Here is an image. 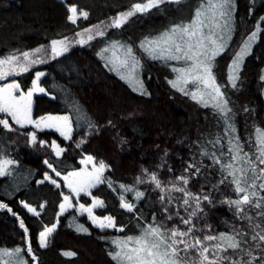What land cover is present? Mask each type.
I'll return each mask as SVG.
<instances>
[{
  "label": "trees",
  "instance_id": "obj_1",
  "mask_svg": "<svg viewBox=\"0 0 264 264\" xmlns=\"http://www.w3.org/2000/svg\"><path fill=\"white\" fill-rule=\"evenodd\" d=\"M137 2L140 0H0V58L13 52L19 54L47 47L52 40L73 38L84 29L111 23ZM200 2L184 0L180 5L164 4L148 13H137L120 28L112 27L104 37L78 45L47 63L7 79L18 81L20 89L27 92L36 72L45 73L40 86L48 95L35 96L34 117L69 115L73 122L71 139L65 140L54 131H41L37 132L35 144L28 136L30 128L8 132L0 127V159L14 161L8 166L11 175L0 176V203L7 204L12 213L24 220L28 239L41 264H115L109 255L114 249L111 243L114 238L138 235L141 227L152 223L153 217L168 227L178 225L176 211L186 216L181 206L182 194L172 192L171 196L176 199L166 205L161 203L160 190L153 183H137V177L147 181L152 173L167 187L177 177L188 175L187 187L191 192L211 193L213 204L205 202V211L200 214L203 219L194 221L198 228L207 223L218 233L229 231V226L237 223L228 206L220 203L225 197L234 198V193L225 185H219L218 190L214 188L221 179L219 165L201 153L206 149L219 155L222 146L223 159H227L231 135L239 138L245 151L254 153L256 129L264 131V0H236L234 37L215 63L214 74L220 84H225L221 91L232 109L229 115L235 125L234 134H225L224 119L211 106L203 107L171 86L169 81L178 75L172 70L178 64L176 61L151 59L140 48L146 38H155L175 24L188 22ZM73 5L78 13L86 11L87 19L80 16L76 24L69 22L68 8ZM253 32H257V41L246 55L238 72L237 86L233 88L228 80L229 66ZM114 42L133 48L140 61L137 76L149 95L133 91L125 82L128 79H121L116 70H110L114 67L108 62L111 51L103 53V49ZM187 87L191 89L192 85ZM88 120L95 127H89ZM218 137L220 145L210 143ZM53 141L65 149L59 157L51 148ZM88 155L107 165L104 177L112 182L111 186L99 184L91 192L92 197L104 202L96 214L114 217L117 227L123 231H101L75 209L59 215L65 194L60 177L78 170L80 160ZM45 160L61 176H56ZM190 163L200 167L198 175L191 174L195 169L185 172ZM46 173L60 187L44 180ZM121 184L134 190L126 192L120 188ZM136 191L143 192V197L137 200ZM121 196L134 204L133 212L120 207ZM80 202L88 206L92 199L81 196ZM23 204L35 208L39 216L28 212ZM165 206L173 214L172 220L166 219ZM12 213L0 209V248L14 249L26 243L19 221ZM56 223L58 227L48 247L41 248L39 233L45 226ZM77 224H83L88 233L77 232ZM64 252L76 255L69 257Z\"/></svg>",
  "mask_w": 264,
  "mask_h": 264
},
{
  "label": "snow or ice",
  "instance_id": "obj_2",
  "mask_svg": "<svg viewBox=\"0 0 264 264\" xmlns=\"http://www.w3.org/2000/svg\"><path fill=\"white\" fill-rule=\"evenodd\" d=\"M182 3L184 0H140V2L133 4L129 11L120 13L113 18L110 26L120 28L137 13H148L152 9H160L161 5L164 4L180 5ZM234 8L235 0H202L188 22L175 24L159 36L146 38L140 44V48L151 59L184 63L185 66L172 69L178 75L175 80H171L169 83L177 91L189 96L201 106H211L214 112L224 119L227 126L226 135L234 134L236 129L235 125L230 122L232 118L229 114L232 109L229 107V100L225 93L221 91V85L217 83L214 68L216 57L225 50L227 40L230 39ZM68 12L70 15L67 19L72 24H76L78 16H82L84 19L88 17L86 11H80L78 14L75 5L70 6ZM94 28L96 29L95 33H93V28L78 32L77 35L82 37L78 43L84 44L86 42L83 39L84 33H88L87 40H92L94 35H105V32L101 30V25H95ZM257 28L259 29V25ZM256 36L257 32H253L248 37V41L235 54L232 64L229 66L228 80L233 88L237 86L236 81L239 79L238 72L241 61L244 55L250 51V42ZM68 43L67 39L52 40L49 46L52 58L67 52ZM109 51H111L109 64L114 66L110 70L126 69L127 73L126 75L121 74V79H128L133 86V91H138L140 95H149L143 86V82L135 75L140 66V61L134 55L133 48L114 42L103 49V53ZM45 52L44 46H40L33 51H24L19 54L13 52L4 58H0V81L6 80L8 76L28 72L30 66L46 62L41 55ZM43 75V72H36L32 89L27 93L21 91L20 85L16 82L0 86V127L8 132L16 131L13 125L20 128L25 127L26 124H31L35 128L54 127L64 139H71L73 122L70 116H42L39 119H32L33 92H45V89L39 85ZM189 84L192 85L191 89L187 87ZM87 123L89 127H95L90 120ZM77 126H80L79 123ZM28 135L31 142L35 144L36 134L29 133ZM83 142L81 140V143ZM210 143L214 146L220 145L221 140L218 137ZM40 146H44L43 141L40 142ZM51 148L57 157L65 151L55 141L52 142ZM201 155L211 159L214 165H219L221 179L214 188L218 190L219 185H225L231 188L234 193V198L225 197L220 203L228 206L237 223L231 224L229 231L218 233L207 223L203 228H198L194 221L203 219V216L200 215L205 211L203 205L205 202L212 205L213 197L211 193L191 192L187 187L189 184L188 175L179 176L175 182H169L171 187L163 184L155 173H152L147 181L137 177V183L151 182L156 189L160 190L162 204L171 205L176 199L171 196V193H181V206L187 215L182 216L177 210L175 217L179 224L173 227H168L162 222L157 223L153 217L152 223L141 227L138 235L126 236L123 239L114 238L111 241L114 249L109 252V255L115 264H257V261L259 264H264V131L259 128L256 129L254 153L245 151L239 138L231 135L228 140L227 159H223L225 152L222 146L219 155L216 152L209 153L206 149ZM90 162H93L92 156H87L81 161V163ZM13 163L14 161L11 159H0V176L11 175L8 166ZM44 163L52 169L56 176H61V173L53 167L52 163L48 160H45ZM106 168L107 165L100 161L98 166L93 163L90 172H71L61 178L75 195L79 196L81 192L91 195L88 190L98 184L108 183L111 186L112 182L103 175ZM192 169H195L191 173L192 175L200 173V167L194 163H190L185 172L189 173ZM145 174L147 175V170H145ZM70 177L78 179L70 180ZM44 180L60 187L57 181L47 173ZM43 182L40 181V183ZM120 188L126 192L134 190L123 184L120 185ZM143 195V192H135L137 200ZM63 200L64 202L59 206L60 214L73 206L68 195H64ZM23 206L28 212L39 216L40 213L35 208L28 204ZM103 206L102 200L93 197L91 206L85 207L84 204H80L78 211L87 213L93 226L101 231L108 228L123 231L122 227L117 228L114 217L94 215L93 209ZM40 207L43 208L44 205ZM120 207L128 212H133L135 206L121 196ZM0 209L12 213V209L7 204L0 203ZM189 209L191 210L189 211ZM164 212L167 220L173 219V214L168 212L167 206L164 207ZM12 214L16 216L19 227L23 230L26 248L16 247L11 250L0 248V264H29L23 258L22 253L31 256L32 261H36L38 258L34 255L31 241L28 239V228L19 215ZM75 230L88 233V229L83 224H77ZM55 231L56 225L53 224L51 227L45 226L44 230L39 233V246L41 248L48 247V238ZM197 232H201L202 235H196ZM62 254L69 257L76 255L73 252Z\"/></svg>",
  "mask_w": 264,
  "mask_h": 264
},
{
  "label": "rangeland",
  "instance_id": "obj_3",
  "mask_svg": "<svg viewBox=\"0 0 264 264\" xmlns=\"http://www.w3.org/2000/svg\"><path fill=\"white\" fill-rule=\"evenodd\" d=\"M201 3V2H200ZM235 9H236V0H235V8L233 9V14H232V22H231V33H230V39H228L227 40V47H228V45H229V43L233 40V37H234V33H235V25H234V22H235ZM79 14V13H78ZM80 16H78V18H79ZM182 23H186L185 21L184 22H182ZM99 25H101V30H103L104 32H105V35L112 29V27L110 26L111 25V23H105V24H99ZM90 28H93V33H95V31H96V29L94 28V26H92V27H90ZM80 32H84V30H82V31H80ZM87 35H88V33H84V37H83V39H85V43L84 44H80V43H78V41L82 38V37H80V36H76V37H73V38H66L67 40H68V51L69 50H71L72 48H74V47H76V46H78V45H85V44H88V43H90L91 41H93L94 39H96V38H100V37H104V36H95L94 35V38L92 39V40H87ZM257 41V36H256V38L253 40V41H251L250 42V51L249 52H251V50H252V47H253V45L255 44V42ZM244 44H245V42L239 47V50H238V52L240 51V49H241V47H243L244 46ZM226 47V48H227ZM45 49H46V52L45 53H42L41 55L44 57V59H45V61L46 62H44V63H47V62H49L50 60H52V59H54V58H52V56H51V52H50V47L49 46H47V47H44ZM226 48H225V50H226ZM224 50V51H225ZM121 52L123 51L122 49L120 50ZM223 51V52H224ZM222 52V53H223ZM249 52L247 53V54H249ZM64 53H66V52H64ZM63 53V54H64ZM108 53V52H107ZM221 53V54H222ZM220 54V55H221ZM246 54V55H247ZM220 55H218V56H220ZM246 55H244V57H243V59H242V61H241V64H240V68H241V66L243 65V61L245 60V57H246ZM109 56H110V54H109ZM217 56V57H218ZM217 57H216V59H217ZM111 58V57H110ZM109 62V61H108ZM44 63H39V64H36V65H33V66H30V69H32V68H35V67H37V66H39V65H41V64H44ZM176 63V62H175ZM215 63H216V60H215ZM111 65V64H110ZM176 67H183V66H185L184 65V63H178V64H176L175 65ZM239 68V69H240ZM29 69V70H30ZM118 74H125V69H119V71H116ZM138 73H137V71H136V73H135V75H137ZM178 74V73H177ZM176 74V75H177ZM44 75H45V73H44ZM43 75V76H44ZM42 76V77H43ZM42 77L40 78V80L42 79ZM9 78H11V76H8V78L7 79H9ZM3 80V81H0V86H2L3 84H7V83H11V82H16V83H18V81H16V80H14V81H12V80ZM216 80H217V76H216ZM220 81V80H219ZM125 82L129 85V86H131V88L133 89V86H132V84H130V82L127 80H125ZM134 83V82H133ZM217 83L218 84H220L219 82H218V80H217ZM19 84V83H18ZM39 85H40V81H39ZM221 85V88H223V89H225V84L224 83H221L220 84ZM144 86V85H143ZM41 87V86H40ZM145 88V87H144ZM32 89V87L29 89V90H31ZM21 90V89H20ZM28 90V91H29ZM22 91V90H21ZM27 91V92H28ZM27 92H25V93H27ZM138 92V91H137ZM37 95H48V93L46 92V90H45V92H43V93H41V92H38V91H35V92H33V96H32V119H39V118H36V117H34V114H33V105H34V98H35V96H37ZM44 116H65V115H58V114H48V115H44ZM69 116V115H68ZM9 121L11 122V118L9 117ZM13 127L14 128H20L19 126H16V125H13ZM23 128H30V131L28 132V134L29 133H35L36 135H37V132H41V131H54V132H56L60 137H62L61 135H60V133L59 132H57L56 130H55V128L54 127H42V128H35V127H33L31 124H26L25 125V127H23ZM72 134H73V130H72V133H71V136H72ZM29 136V135H28ZM30 137V136H29ZM37 137V136H36ZM63 139H64V137H62ZM66 140V139H65ZM69 140V139H68ZM57 143V142H56ZM58 144V143H57ZM59 145V144H58ZM60 146V145H59ZM61 147V146H60ZM63 154V153H62ZM61 154V155H62ZM60 155V156H61ZM88 156H90V155H88ZM87 156H85V157H83L81 160H80V164H81V167L78 169V170H75V171H71V172H82V171H84V172H90V171H92V168H93V163H95L97 166H98V164H99V162L100 161H98V160H96L93 156V162H90V163H81V161L82 160H84L85 158H86ZM52 170V169H51ZM107 170V168L105 169V171ZM105 171H104V173H105ZM71 172H69V173H71ZM68 173V174H69ZM67 174V175H68ZM104 175V174H103ZM62 177V176H61ZM60 177V179L62 180V182H63V185H64V187H65V194L64 195H68L69 197H70V199H71V202H72V207L71 208H68L63 214H65L67 211H69V210H71V209H75L76 211H77V213L79 214V215H82V216H86L87 217V219H88V216H87V213H81V212H79L78 211V209H79V205L80 204H83V203H81L80 202V197L81 196H87V197H90L92 200H93V197H92V195H88V194H86V193H84V192H81L80 194H79V196H77V195H75L74 193H72L71 192V190L67 187V185H66V183H65V181L62 179ZM75 179H78V178H74V177H70V180H75ZM99 185V184H98ZM98 185H96L95 187H97ZM95 187H92V188H90L88 191L91 193L92 191H93V189L95 188ZM98 199V198H97ZM100 200V199H99ZM63 202H64V200H63ZM62 202V203H63ZM92 204V203H91ZM91 204L90 205H85V207H89V206H91ZM24 205V204H23ZM98 208H100V207H97V208H94L93 209V213H94V215H96V216H98L97 214H96V210L98 209ZM182 209H184V208H182ZM190 210V209H189ZM185 211V210H184ZM186 213V215H187V212H185ZM33 214V213H32ZM63 214H60V212H59V215H63ZM100 217V216H99ZM88 221L92 224V221H90L89 219H88ZM56 225V229H57V227H58V223H56L55 224ZM93 225V224H92ZM117 228H119V227H117ZM105 230H116V228H108V229H105ZM54 233H52L51 234V236L48 238L49 239V242H50V239H51V237H52V235H53ZM21 235V233H18V236H20ZM49 244V243H48ZM23 246H26V243H24V245ZM23 246L21 247V248H23ZM11 250V249H10ZM22 256H23V258L24 259H26L28 262H29V260H28V258H27V256H26V254L25 253H22ZM29 264H30V262H29Z\"/></svg>",
  "mask_w": 264,
  "mask_h": 264
},
{
  "label": "water",
  "instance_id": "obj_4",
  "mask_svg": "<svg viewBox=\"0 0 264 264\" xmlns=\"http://www.w3.org/2000/svg\"><path fill=\"white\" fill-rule=\"evenodd\" d=\"M33 253H34V251H33ZM34 255L36 256L35 253H34ZM29 257H30V260H31L32 264H41L39 257L36 256L38 258L36 261H32L31 256H29Z\"/></svg>",
  "mask_w": 264,
  "mask_h": 264
}]
</instances>
